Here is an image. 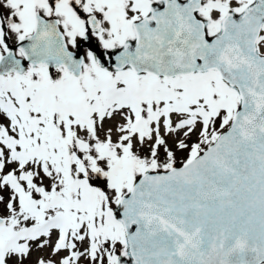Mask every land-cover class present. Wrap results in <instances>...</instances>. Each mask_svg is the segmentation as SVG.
Listing matches in <instances>:
<instances>
[{
    "label": "snow or ice",
    "instance_id": "snow-or-ice-1",
    "mask_svg": "<svg viewBox=\"0 0 264 264\" xmlns=\"http://www.w3.org/2000/svg\"><path fill=\"white\" fill-rule=\"evenodd\" d=\"M0 264H264V0H0Z\"/></svg>",
    "mask_w": 264,
    "mask_h": 264
}]
</instances>
